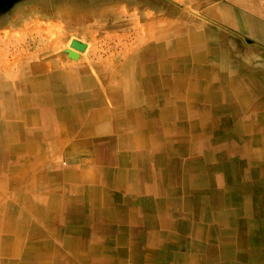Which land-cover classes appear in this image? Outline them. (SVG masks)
<instances>
[{
  "label": "crops",
  "instance_id": "0c3cea01",
  "mask_svg": "<svg viewBox=\"0 0 264 264\" xmlns=\"http://www.w3.org/2000/svg\"><path fill=\"white\" fill-rule=\"evenodd\" d=\"M261 72L264 0H4L0 264H264Z\"/></svg>",
  "mask_w": 264,
  "mask_h": 264
},
{
  "label": "bare ground",
  "instance_id": "6f19581e",
  "mask_svg": "<svg viewBox=\"0 0 264 264\" xmlns=\"http://www.w3.org/2000/svg\"><path fill=\"white\" fill-rule=\"evenodd\" d=\"M173 19V18H172ZM170 21V20H169ZM145 22V21H144ZM156 24H157V22H156ZM152 26V25H151ZM153 27V26H152ZM156 27V26H155ZM154 29V28H153ZM169 32L171 31L169 28L167 29ZM167 30H165V31H167ZM167 31V32H168ZM80 33V32H79ZM154 34V33H153ZM197 35V34H196ZM173 41V40H172ZM171 41V42H172ZM175 42V41H174ZM164 44V43H163ZM172 46V45H171ZM164 47V46H163ZM174 47V46H173ZM75 47H73V49H74ZM132 48V47H131ZM85 49V48H84ZM75 50V49H74ZM79 50V49H78ZM86 50V49H85ZM77 51V50H76ZM164 51V50H163ZM127 52V51H126ZM166 54V53H165ZM169 54V53H168ZM176 55V54H175ZM242 57V56H241ZM206 58V57H205ZM238 58V57H237ZM243 59V58H242ZM240 62V61H239ZM236 63V62H235ZM64 65V64H63ZM91 65V64H90ZM241 65V64H240ZM190 66V65H189ZM188 67V66H187ZM93 68V67H92ZM186 68V67H185ZM253 72H255V71H253ZM260 72V71H259ZM256 73V72H255ZM258 73V72H257ZM262 73V72H261ZM263 75H264V73H262ZM166 75V74H165ZM165 75H163V76H165ZM158 76V75H157ZM206 76H207V74H206ZM236 76H238V75H236ZM168 77V76H167ZM235 77V76H234ZM238 79V78H237ZM259 79H260V77H259ZM263 79V78H262ZM231 80V79H230ZM234 81V80H233ZM237 81V80H236ZM262 82V81H261ZM243 84V83H242ZM233 86V85H232ZM229 87V86H228ZM175 90H176V88H174ZM194 89V88H193ZM183 90V89H182ZM227 90V89H226ZM177 92V91H176ZM182 92V91H181ZM176 94V93H175ZM69 95V94H68ZM196 95V94H195ZM177 96V95H176ZM181 96V95H180ZM184 96V95H183ZM54 98V97H53ZM77 100V99H76ZM95 100V99H94ZM172 100V99H171ZM263 100V99H262ZM261 101V100H260ZM153 102H155V101H153ZM264 102V100L262 101V103ZM111 103V102H110ZM256 103V102H255ZM118 104V103H117ZM162 104V103H161ZM170 105V104H169ZM260 105V104H259ZM124 107V106H123ZM117 108V107H116ZM120 108V107H119ZM155 108V107H154ZM154 108H153V110H154ZM262 108V107H261ZM112 109V108H111ZM118 109V108H117ZM121 109V108H120ZM23 110V109H22ZM180 110V109H179ZM194 110V109H193ZM113 111V110H112ZM171 111V110H170ZM191 111V110H190ZM109 112V111H108ZM111 112V111H110ZM142 112V111H141ZM21 113V112H20ZM157 114V113H156ZM190 114V113H189ZM205 114V113H204ZM185 115V114H184ZM247 115V114H246ZM135 116V115H134ZM210 116V115H209ZM141 117V116H140ZM192 117H194V116H192ZM139 118V117H138ZM208 118V117H207ZM140 119V118H139ZM197 119V118H196ZM195 119V120H196ZM190 120V119H189ZM136 121V120H135ZM207 121V120H206ZM143 122V121H142ZM198 123V122H197ZM119 126V125H118ZM219 125H217V127H218ZM4 127V126H3ZM180 127V126H179ZM196 128V127H195ZM96 129V128H95ZM220 129V128H219ZM245 129V128H244ZM248 129V128H247ZM196 130V129H195ZM249 130V129H248ZM136 131V130H135ZM197 131V130H196ZM181 132V131H180ZM211 132V131H210ZM225 132V131H224ZM248 132V131H247ZM136 133V132H135ZM186 134H188V132L186 133ZM221 135H223V133L221 134ZM225 135V134H224ZM227 136V135H226ZM228 136H229V134H228ZM194 138V137H193ZM196 139V138H195ZM204 139V138H203ZM202 140V139H201ZM226 140V139H225ZM154 141V140H153ZM158 141V140H157ZM206 141V140H205ZM227 141H228V139H227ZM214 142V141H213ZM231 142V141H230ZM208 143V142H207ZM217 143V142H216ZM223 144V143H222ZM230 144V143H229ZM198 145V144H197ZM225 145H227V144H225ZM204 146V145H203ZM231 146V145H230ZM198 147V146H197ZM216 147H217V145H216ZM221 148V147H220ZM215 150V149H214ZM200 151V150H199ZM227 151V150H226ZM227 154V153H226ZM202 155V154H201ZM228 155V154H227ZM10 158V157H9ZM207 158V157H206ZM202 160H203V158H202ZM207 161V160H206ZM209 161H210V159H209ZM225 162V161H224ZM228 162V161H227ZM197 165V164H196ZM204 165V164H203ZM201 166V165H200ZM141 167V166H140ZM203 168H205V167H203ZM252 254V253H251ZM235 255V254H234Z\"/></svg>",
  "mask_w": 264,
  "mask_h": 264
},
{
  "label": "water",
  "instance_id": "95a60500",
  "mask_svg": "<svg viewBox=\"0 0 264 264\" xmlns=\"http://www.w3.org/2000/svg\"><path fill=\"white\" fill-rule=\"evenodd\" d=\"M73 46L79 49H83L84 48V44L79 42V41H73Z\"/></svg>",
  "mask_w": 264,
  "mask_h": 264
},
{
  "label": "flooded vegetation",
  "instance_id": "af4514ba",
  "mask_svg": "<svg viewBox=\"0 0 264 264\" xmlns=\"http://www.w3.org/2000/svg\"><path fill=\"white\" fill-rule=\"evenodd\" d=\"M4 0H0V3H2Z\"/></svg>",
  "mask_w": 264,
  "mask_h": 264
}]
</instances>
